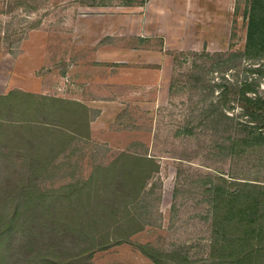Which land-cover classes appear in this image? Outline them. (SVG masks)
Segmentation results:
<instances>
[{
	"label": "rangeland",
	"instance_id": "374dc122",
	"mask_svg": "<svg viewBox=\"0 0 264 264\" xmlns=\"http://www.w3.org/2000/svg\"><path fill=\"white\" fill-rule=\"evenodd\" d=\"M99 1L0 0V95L22 90L58 96L98 112L87 151L96 154L99 146L108 151L96 160L124 149L157 157L160 169L147 185L145 200L131 208L141 217L142 230L96 253L95 264H152L137 243L200 261L209 253L212 235L204 182L217 171L226 178L264 182V151L234 163L211 154L212 130L197 131L200 139L175 137L177 127L207 109L209 99L187 80L173 81L182 78L178 72L194 67L191 55L180 65L176 55L244 52L249 0H150L145 7ZM202 62L197 61L199 68ZM253 63L240 58L225 74L227 81L207 75L216 86L212 96L222 90L217 84L231 87L251 77ZM260 89L264 93V79Z\"/></svg>",
	"mask_w": 264,
	"mask_h": 264
},
{
	"label": "trees",
	"instance_id": "16d2710c",
	"mask_svg": "<svg viewBox=\"0 0 264 264\" xmlns=\"http://www.w3.org/2000/svg\"><path fill=\"white\" fill-rule=\"evenodd\" d=\"M148 1L124 0L121 6L143 7ZM180 54L177 64L191 55L194 67L173 81L185 79L209 99L207 109L190 115L175 137L200 139L197 131L212 130L211 154L234 163L264 151V0H249L244 52ZM240 58L256 62L248 67L252 76L231 87L217 84L222 90L213 97L216 86L207 75L227 81L225 74ZM96 113L79 100L58 96L22 90L0 95V264H95L96 253L142 230L141 217L131 208L145 200L160 163L129 149L106 161L93 158L108 151L105 146L96 154L87 151ZM204 185L211 197L207 257L192 261L150 243H137L139 251L152 264H264V182L217 171Z\"/></svg>",
	"mask_w": 264,
	"mask_h": 264
},
{
	"label": "crops",
	"instance_id": "0c3cea01",
	"mask_svg": "<svg viewBox=\"0 0 264 264\" xmlns=\"http://www.w3.org/2000/svg\"><path fill=\"white\" fill-rule=\"evenodd\" d=\"M149 2H150V0L143 7H145ZM142 38H145V37H142Z\"/></svg>",
	"mask_w": 264,
	"mask_h": 264
}]
</instances>
